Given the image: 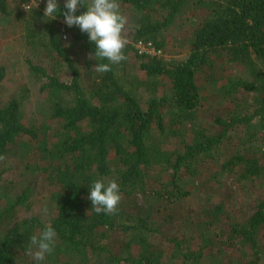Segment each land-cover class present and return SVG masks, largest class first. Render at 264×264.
<instances>
[{"label": "trees", "instance_id": "obj_1", "mask_svg": "<svg viewBox=\"0 0 264 264\" xmlns=\"http://www.w3.org/2000/svg\"><path fill=\"white\" fill-rule=\"evenodd\" d=\"M118 2L126 59L100 74L63 15L0 0L26 50L0 65V264H34L47 224L45 264H264V0ZM96 179L118 181L115 214Z\"/></svg>", "mask_w": 264, "mask_h": 264}, {"label": "clouds", "instance_id": "obj_2", "mask_svg": "<svg viewBox=\"0 0 264 264\" xmlns=\"http://www.w3.org/2000/svg\"><path fill=\"white\" fill-rule=\"evenodd\" d=\"M35 5L38 7L36 2ZM81 7L85 8L83 0H64L62 6L58 0H46L43 16L46 20H54L63 15L69 28L75 26L87 34L89 42L95 46V71L100 74L109 72L113 65L126 59L124 48L127 40L123 32L127 18L121 12L118 0H89L86 10L77 14ZM121 198V188L115 179L107 182L96 179L89 187L88 199L97 214H115ZM41 214L48 215V209L43 208ZM56 239V229L47 224L39 234L30 236L26 254L34 264H45L46 257L54 251Z\"/></svg>", "mask_w": 264, "mask_h": 264}, {"label": "rangeland", "instance_id": "obj_3", "mask_svg": "<svg viewBox=\"0 0 264 264\" xmlns=\"http://www.w3.org/2000/svg\"><path fill=\"white\" fill-rule=\"evenodd\" d=\"M18 28H14L10 26V24H5L3 22L1 16H0V65L4 64L10 67V59L17 57V58H22L24 55H26V50L18 45L17 41L19 40L18 36ZM68 38L66 37V42H68ZM173 52H177L178 56L182 57L184 54H181V49L179 50H172ZM4 84H6V87H9V81H5ZM40 97H38L39 99ZM33 113V106L29 105L27 112H26V117L29 119L31 114ZM7 177H17V174L13 171L12 173H9ZM41 187L37 188V192L41 191ZM40 201V200H39ZM135 201L141 202L140 199H137ZM38 212V206L34 205L32 209L28 212L27 214L31 213H37ZM24 215L23 213L16 214L17 218H21V216ZM7 225H10L8 222H4L3 226L4 228L7 227Z\"/></svg>", "mask_w": 264, "mask_h": 264}, {"label": "built area", "instance_id": "obj_4", "mask_svg": "<svg viewBox=\"0 0 264 264\" xmlns=\"http://www.w3.org/2000/svg\"><path fill=\"white\" fill-rule=\"evenodd\" d=\"M35 2L38 4L36 7ZM19 0V8L24 12L43 11L46 5V0ZM66 39V36H64ZM136 49L141 55L146 56H161L162 51L157 49L152 43L138 42Z\"/></svg>", "mask_w": 264, "mask_h": 264}]
</instances>
